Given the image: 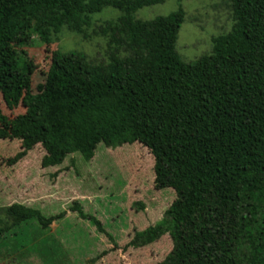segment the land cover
Instances as JSON below:
<instances>
[{"label":"trees","instance_id":"obj_1","mask_svg":"<svg viewBox=\"0 0 264 264\" xmlns=\"http://www.w3.org/2000/svg\"><path fill=\"white\" fill-rule=\"evenodd\" d=\"M57 1L0 0V103L9 113L24 110L9 118L0 106V140L20 142L5 162L14 165L40 146L41 167H56L72 154L90 160L100 143L138 142L154 161L153 188L175 197L130 246L168 235L172 249L160 264H264V0H227L231 31L213 37L211 53L190 63L175 50L180 6L154 25L165 66L131 75L113 58L90 69L77 52L56 53V68L77 82L66 103L31 93L33 65H19L23 51L16 49L34 15ZM162 1L138 0L132 11ZM63 9L77 15L78 0H63ZM125 44L110 51L125 52ZM145 47L129 67L142 62ZM5 210L17 225L37 219L43 228L64 215L45 218L20 203ZM70 210L86 218L76 202Z\"/></svg>","mask_w":264,"mask_h":264},{"label":"rangeland","instance_id":"obj_2","mask_svg":"<svg viewBox=\"0 0 264 264\" xmlns=\"http://www.w3.org/2000/svg\"><path fill=\"white\" fill-rule=\"evenodd\" d=\"M137 1L78 0L79 12L72 15L58 0L54 9L37 12L25 44L16 46L23 51L19 65H33L31 93L68 101L77 82L56 68V53L77 52L90 69L113 58L131 75L165 66L154 25L158 16L179 6L184 20L175 50L185 63L210 54L212 38L231 31L234 23L227 0H163L132 11ZM122 41L125 52L110 51ZM139 47H145L138 54L142 62L129 67ZM0 106L9 118L24 112ZM19 151V141L0 140V264H160L169 254L168 235L148 245H129L135 232L161 220L175 197L171 189L153 188L154 161L147 148L138 142L116 148L100 143L90 160L72 154L59 166L42 168L44 151L36 146L8 165L5 160ZM75 202L86 218L70 210ZM13 203L33 207L45 218L64 215L45 228L37 219L17 225L5 210ZM92 219L101 223V231Z\"/></svg>","mask_w":264,"mask_h":264}]
</instances>
